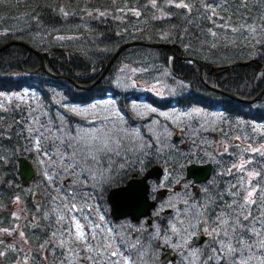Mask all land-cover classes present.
<instances>
[{
    "label": "trees",
    "instance_id": "16d2710c",
    "mask_svg": "<svg viewBox=\"0 0 264 264\" xmlns=\"http://www.w3.org/2000/svg\"><path fill=\"white\" fill-rule=\"evenodd\" d=\"M12 42L52 52L44 71L24 47L0 51V233L22 219L30 264H158L168 250L176 253L173 264H264V93L252 101L264 90V0H0V48ZM132 42L143 45L124 49L99 84L75 87L93 84ZM217 126L227 149L214 156ZM97 130L118 139L120 154L77 165L72 137L86 140ZM234 137L236 146L249 143L244 153L232 147ZM198 151L215 174L192 191L185 168L199 162ZM19 157L35 170L29 186L20 183ZM154 167L164 175L149 182L150 199L168 193L150 210L151 224L113 220L110 190ZM247 184L255 191L246 204ZM72 203L80 210L70 212ZM163 209L173 211L166 221ZM94 210L97 235L92 230L77 241L74 220L84 223ZM203 220L213 236L188 247ZM94 236L97 242L85 246ZM221 240L238 249L231 258L222 255ZM2 249L3 264L18 259L13 248Z\"/></svg>",
    "mask_w": 264,
    "mask_h": 264
},
{
    "label": "water",
    "instance_id": "95a60500",
    "mask_svg": "<svg viewBox=\"0 0 264 264\" xmlns=\"http://www.w3.org/2000/svg\"><path fill=\"white\" fill-rule=\"evenodd\" d=\"M11 45H18V46H24L30 51V48L22 43H16L12 42L7 45H4L0 48V51L4 50L5 48L11 46ZM134 45H143L140 42H132L127 43L125 45H122L116 53L112 56V58L107 63L106 67L104 68L102 75L100 78H98L92 85L81 87V89L84 90H90L92 86H95L98 84L100 79L104 76V74L107 72L111 64L114 62V60L118 57V55L126 48ZM151 48H160V47H166L163 45L158 44H149L146 45ZM171 49V48H169ZM181 60H185V58H181ZM185 61H188L190 63L197 62L195 60L186 59ZM264 93V90L259 94L257 98H255L253 101L259 99L261 95ZM223 96L229 97L233 100L239 101V102H246L244 100H240L237 97L226 94L223 92ZM173 139L176 140L177 137L173 136ZM162 170L159 167L150 169L145 176L139 179H132L130 180L125 186L112 189L108 195L107 200L110 206V213L113 219L118 220L121 218H127L130 217L133 221H138L141 218H144L148 215L150 209H152L156 205V200H150L148 197L149 193V185L147 180L148 179H158ZM210 174V165H190L186 168V178L192 179L193 183H199L205 181ZM18 176L19 180L22 184V186L29 185L30 181L34 177V171L32 168V165L23 157L18 158ZM172 211L167 209L163 211L160 215V218L164 221L169 216H171ZM151 223L150 220H147V224L149 225ZM203 242V235L200 233L197 237L193 238L192 241L189 243V246L192 245H199ZM174 253H166L163 254L159 264H168L174 263Z\"/></svg>",
    "mask_w": 264,
    "mask_h": 264
},
{
    "label": "snow or ice",
    "instance_id": "6c2138e0",
    "mask_svg": "<svg viewBox=\"0 0 264 264\" xmlns=\"http://www.w3.org/2000/svg\"><path fill=\"white\" fill-rule=\"evenodd\" d=\"M151 2L153 3V6H155L156 0H151ZM175 6L178 8H188L189 7V5L185 3H176ZM205 7L211 8L212 11L215 12V7H216L215 5L206 4ZM137 15L139 14L137 13ZM72 140L74 141V143H69L68 147L72 148L73 150L72 155L74 157H80V159H77L74 161L77 165H79V163L81 162V159L87 165V161L91 160L93 162H97L102 155H105L107 153L114 152L117 155L120 154L119 150H120L121 144L118 141V139H115L112 137L111 133L104 132L101 134L100 130H97V134H91V133L88 134V138L86 140L84 136H79V137L74 136L72 137ZM78 145H80V147H77ZM87 166L89 168L91 167V165H87ZM254 191L255 190L253 189L252 191L248 192L249 200L245 201L246 204L253 202L251 201L250 198L252 197ZM66 195L69 200L75 199V196L72 193H67ZM240 207H243V205H241ZM78 210L80 209L77 208L76 204L72 203L69 208V211L74 212ZM245 218L247 219V217ZM238 219L239 217H237V220ZM74 223H75V228H76V235L80 239H83L84 233H83V230L81 229V225L78 222H75V220H74ZM231 227L233 228V231L236 230V225H231ZM219 243L222 246L226 247L227 251L225 253H222V255H225L228 258H231L233 254L238 251V249L235 247H232L230 243L226 244L224 240L219 241ZM239 243H241V240H237V244ZM260 244H261V247L264 248V240H261ZM113 255H115V253H113ZM124 264H128V260H125ZM232 264H235V260H232ZM242 264H247V262L244 261L242 262Z\"/></svg>",
    "mask_w": 264,
    "mask_h": 264
},
{
    "label": "rangeland",
    "instance_id": "374dc122",
    "mask_svg": "<svg viewBox=\"0 0 264 264\" xmlns=\"http://www.w3.org/2000/svg\"><path fill=\"white\" fill-rule=\"evenodd\" d=\"M107 72H108V70H107ZM107 72L104 74V76L107 74ZM100 76L98 78H100ZM103 77L100 79V81L103 79ZM100 81L98 82V84L100 83ZM156 87H158V86H155V88ZM155 88H153V89H155ZM161 90H162V88H161ZM104 105H107V104H104ZM93 107H95V105H93ZM233 139L234 140H233L232 147H235L236 148L235 150L237 152L244 153L245 152V148L247 147V144H249V143H245L243 146L242 145L236 146V144L238 143L237 142L238 139L236 137H234ZM248 148H250V146H248ZM226 149H227V147H225V150ZM257 150L263 151V150H261L259 148ZM163 173L161 172L160 177L156 180V183L163 180V175H164ZM244 190L246 191V194L248 195V192L249 191H252L253 189H251L250 185L247 184L246 186H244ZM35 205H38V204H35ZM14 207H17V205H14ZM85 214L87 215V218H89L88 221H85L84 223L82 221H79L78 222L81 225V229L83 230V233H84V238L83 239H80L76 235L75 238L79 242H80V240L84 241L85 238L87 236H89V232L90 231L92 232V230L97 235V230L96 229H97L98 225L91 218V216H95V210L93 211V213L91 215H89L87 213H85ZM20 222H22V219L19 217V224L14 228V230L9 231V232H1L0 233V252L3 251V249H2L3 246H5L6 248H10V249L13 248L14 252H17V254L19 256L18 257V261L16 263H14V264H28V261H30V255H29V251H28V248L26 246V243L24 242L22 233L20 232V226L22 225V224H20ZM173 222L174 221H170L169 222V225L168 226H169L170 229H173V227H174ZM85 223H87V224H85ZM203 223H204L203 226L200 223V228L202 229V231L204 233V242H205L211 236H213V233H212V231L207 230V227L205 225L206 224L205 220H203ZM88 226L90 227L89 229H88ZM95 226H96V228H95ZM104 227L105 226H99V229L98 230L101 231V232H103V233H105L106 235L112 233V231L108 227H105V228ZM115 228L116 227L111 228V229L115 230ZM94 233H93V235H94ZM75 234H76V229H75ZM90 240H91V242L89 244H86L85 246H87V245H93V244H95V242H97L96 236L91 237ZM0 264H2L1 261H0Z\"/></svg>",
    "mask_w": 264,
    "mask_h": 264
},
{
    "label": "flooded vegetation",
    "instance_id": "af4514ba",
    "mask_svg": "<svg viewBox=\"0 0 264 264\" xmlns=\"http://www.w3.org/2000/svg\"><path fill=\"white\" fill-rule=\"evenodd\" d=\"M181 58H183L182 56H179L178 57V59L181 61V62H185L186 63V59L185 60H181ZM184 59V58H183ZM188 64V63H187ZM224 131V129L222 128V127H215L214 129H212V136H213V144H212V149H213V153H212V155H214V156H217L218 154H219V152H223V151H225V147H227V145L226 144H220V141H219V139H220V136H221V134H222V132ZM232 136H233V134H232ZM232 144H233V140H232ZM220 146H222V147H220ZM196 155L199 157V162L198 163H196L197 165H201V166H205V165H210V174H209V177L205 180V181H203V183H206L215 173L213 172V170H214V168H213V162H211V161H207V160H209V156H207L206 154H204V155H202V152L201 151H198L197 153H196ZM188 167V166H187ZM186 167V168H187ZM186 168H185V181L188 183V186H189V188L192 190V191H196V189H197V186L198 185H200V184H203V183H199V184H197L196 186H194L193 184H192V179H187L186 178ZM208 187V186H207ZM206 187V188H207ZM166 191H161V192H157L158 193V197H161V196H165V193ZM17 261H14V262H8V263H6V264H14V263H16ZM28 264H30V261H28Z\"/></svg>",
    "mask_w": 264,
    "mask_h": 264
},
{
    "label": "bare ground",
    "instance_id": "6f19581e",
    "mask_svg": "<svg viewBox=\"0 0 264 264\" xmlns=\"http://www.w3.org/2000/svg\"><path fill=\"white\" fill-rule=\"evenodd\" d=\"M23 44V43H22ZM25 45V44H24ZM27 46V45H26ZM20 47H24V46H20ZM25 48V47H24ZM30 48V47H29ZM26 50H28L27 48H25ZM29 51V50H28ZM30 53H33V54H35V55H37L38 56V58L40 59V61H41V67H42V70H44V71H46L45 70V64H44V59L46 58V57H49L50 55H51V53L52 52H49V53H47V54H38V52H36V51H34L32 48H30V51H29ZM196 76H198V79H201L202 80V74H203V70H202V67L201 66H198V72L196 71ZM74 83V82H73ZM74 85H75V87L77 88V89H79V90H83V91H85L84 89H81V87H85V86H82V85H78V84H75L74 83ZM205 86L207 87V88H209L210 90H212L213 92H216V93H220L221 95H223V91H220L219 89H216V88H211V87H209L208 85H206L205 84ZM226 94H228V93H226Z\"/></svg>",
    "mask_w": 264,
    "mask_h": 264
}]
</instances>
